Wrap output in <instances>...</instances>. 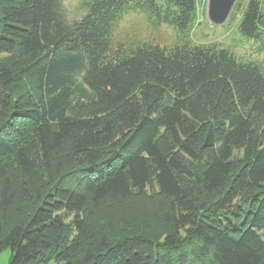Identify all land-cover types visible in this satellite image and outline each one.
Segmentation results:
<instances>
[{
	"label": "trees",
	"instance_id": "16d2710c",
	"mask_svg": "<svg viewBox=\"0 0 264 264\" xmlns=\"http://www.w3.org/2000/svg\"><path fill=\"white\" fill-rule=\"evenodd\" d=\"M78 3L87 11L69 23L62 0H0V252L10 249L8 264H261L260 65L228 47L188 42L198 0ZM132 10L151 25L171 26L180 39L114 48L112 29ZM237 29L264 50V0L246 2ZM77 106L86 115L72 114ZM25 131L35 134L46 170L64 144L82 165L56 177L58 167L46 181L19 140ZM163 139L196 170L161 147ZM235 150L242 151L237 161ZM7 156H15L34 199L14 213ZM152 179L166 203L163 232L116 236L83 216L87 202L96 208L127 198ZM235 202L238 225L222 218Z\"/></svg>",
	"mask_w": 264,
	"mask_h": 264
},
{
	"label": "rangeland",
	"instance_id": "374dc122",
	"mask_svg": "<svg viewBox=\"0 0 264 264\" xmlns=\"http://www.w3.org/2000/svg\"><path fill=\"white\" fill-rule=\"evenodd\" d=\"M247 1L236 0L226 20L223 23L214 24L206 17L208 0H198V19L190 30L187 40L190 44L195 45L215 44L218 47H228L237 56L256 61L264 73V50H258L257 45L259 42L253 39H245L237 29L241 12ZM62 6L63 11L70 20L81 15L82 8L79 6L78 0H62ZM111 37L114 48L120 44L130 45L131 43L143 41L169 46L180 39L179 34L171 26L167 24L151 25L142 11L138 10L126 13L113 27ZM87 111L88 108L77 106L71 110V113L82 116L86 115ZM19 140L25 145L29 156L36 162L40 177L46 181L55 178V176L57 177L59 172L63 174L76 166L82 165V156L73 154L68 144H64L53 155L51 171L46 170L42 166L40 147L35 134L25 131L19 135ZM160 144L161 147L168 148L167 151L174 152L191 170H196L199 166L197 163H193L186 155L179 152L171 140L163 139ZM208 152L209 149H204L203 156L200 158L201 162L206 159ZM241 154V150H235L232 156L233 161H237ZM4 160L7 164V175L10 176L9 187L16 192V201L11 205L10 209V212L14 213L18 209V204H33L34 199L31 197V189L25 183L26 179L22 177L17 169L18 165L15 156H7ZM58 167L57 173L56 169ZM173 172L185 188L190 186L188 178L176 170ZM54 173L57 174L54 176ZM153 173L154 170L151 172L152 176ZM90 204L87 202L83 216L100 227L108 228L113 235L118 236L134 230L163 232L161 230L165 229V225H162L163 223L160 220V214L166 203L159 196L153 179L147 183L143 191L132 190L131 195L127 198H107L96 208ZM234 204V206L226 210L222 218L239 214L237 207L240 203L235 202ZM232 217L231 221L229 220L230 224H240L241 219ZM9 257L10 249L4 248L0 252V264H8ZM40 264H56V262L49 260ZM261 264H264V253Z\"/></svg>",
	"mask_w": 264,
	"mask_h": 264
},
{
	"label": "water",
	"instance_id": "95a60500",
	"mask_svg": "<svg viewBox=\"0 0 264 264\" xmlns=\"http://www.w3.org/2000/svg\"><path fill=\"white\" fill-rule=\"evenodd\" d=\"M236 0H208L207 19L214 24L223 23L229 16Z\"/></svg>",
	"mask_w": 264,
	"mask_h": 264
},
{
	"label": "clouds",
	"instance_id": "9594fccd",
	"mask_svg": "<svg viewBox=\"0 0 264 264\" xmlns=\"http://www.w3.org/2000/svg\"><path fill=\"white\" fill-rule=\"evenodd\" d=\"M86 11H87L86 9L82 10V12H81V16L84 15V14L86 13ZM79 18H80V17H75V19H79ZM69 23H71V20L69 21Z\"/></svg>",
	"mask_w": 264,
	"mask_h": 264
}]
</instances>
